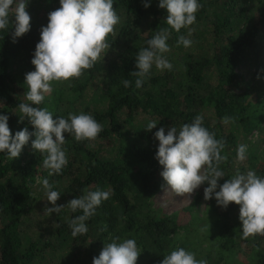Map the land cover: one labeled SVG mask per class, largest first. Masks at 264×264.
Wrapping results in <instances>:
<instances>
[{
	"label": "trees",
	"instance_id": "16d2710c",
	"mask_svg": "<svg viewBox=\"0 0 264 264\" xmlns=\"http://www.w3.org/2000/svg\"><path fill=\"white\" fill-rule=\"evenodd\" d=\"M158 3L152 0L145 9L142 0H114L120 19L106 37L109 48L79 78L52 82V94L32 105L47 108L54 118L91 114L102 125L95 140L77 142L65 133L62 147L68 164L61 174L50 176L44 168L46 154L31 148L34 136L14 160L0 153V264H92L117 238L135 239L141 252L137 264H161L180 247L207 264H264V236L242 239L239 206L230 203L224 209L214 198L206 201L207 183L176 213L166 214L154 205L164 191L162 166L154 158L159 143L154 133L160 127L166 133L172 126L179 130L197 115L225 145L222 155L227 160L219 165L224 172L219 184L249 170L264 177V0H199L196 23L179 33L167 25L166 10ZM59 7V0H29L31 29L16 43L11 18L0 30V114L9 117L13 135L25 127L34 131L18 105L31 103L25 96V74L35 70L31 60L41 27ZM163 28L170 32V51L164 56L173 68L161 71L153 65L137 89V77L130 74L137 70L136 53ZM180 36L192 45L178 46ZM124 80L131 86L124 87ZM226 116L232 121L224 124ZM150 121L157 127L147 131ZM241 144L247 145L244 161L237 159ZM44 178L61 193L57 205L66 206L85 190L110 191V198L86 221V234L71 235L70 221L82 212L67 207L59 214L48 213L46 224H37L31 188ZM38 188L45 192L42 184ZM31 223L46 239L33 241L23 233Z\"/></svg>",
	"mask_w": 264,
	"mask_h": 264
},
{
	"label": "clouds",
	"instance_id": "9594fccd",
	"mask_svg": "<svg viewBox=\"0 0 264 264\" xmlns=\"http://www.w3.org/2000/svg\"><path fill=\"white\" fill-rule=\"evenodd\" d=\"M114 0H59L60 7L48 14V23L40 30V40L36 44L31 64L35 70L25 74L28 90L26 100L31 103L18 105L26 120L33 126L29 132L25 127L13 135L10 131L7 115L0 114V153L10 159L18 158L29 143L31 148L45 155L43 166L49 169V175L61 174L68 164L65 144V133L77 142L95 140L103 131L102 125L91 114L69 113L68 118L55 116L47 108L34 107L40 105L53 92L52 82H65L79 78L84 70L91 69L101 58L105 49L109 48L106 37L114 31L119 23V16L113 8ZM29 0H0V30L13 23L12 42L16 43L31 29L30 15L26 11ZM152 0H142L145 9L151 6ZM14 6V7H13ZM158 7L166 10V23L177 33L196 23V13L202 7L199 0H159ZM192 29L189 28V36ZM170 36L168 28H163L147 40V46L136 53V71L130 74L137 77L135 88L143 86L153 65L156 69L172 70L173 65L165 58L164 53L170 51L167 43ZM190 47L192 41L180 36L177 45ZM107 54V53H106ZM105 54V55H106ZM124 87L131 86V81H122ZM203 116L197 115L191 123L183 124L179 130L172 126L165 131L160 127L154 133L159 142L155 159L162 166L160 176L164 184V192L171 191L175 196L187 197L207 183L204 188V199H215L218 206L227 209L230 203L239 206L241 222V238L264 236V177L254 171L246 174L237 173L223 184L218 181L224 178L219 165L227 160L222 155L223 140L215 138L203 126ZM25 119L20 117V121ZM232 121L231 117H223L222 123ZM157 127V122L150 121L146 130ZM247 145L237 148V159H246ZM202 169H204L202 171ZM46 192L47 201L52 207H46L47 213L59 214L65 207L73 213L78 210L81 215L75 216L69 224L71 235L75 238L88 232L86 221L96 214V209L110 198V191L85 190L84 195L71 199L67 205H57L61 193L52 190L47 178L41 180ZM217 189H219L217 191ZM163 206H166L163 205ZM106 244L98 257H93L92 264H137L141 252L135 239H125ZM161 264H207V260H197L195 254L183 247L177 248L164 256Z\"/></svg>",
	"mask_w": 264,
	"mask_h": 264
},
{
	"label": "rangeland",
	"instance_id": "374dc122",
	"mask_svg": "<svg viewBox=\"0 0 264 264\" xmlns=\"http://www.w3.org/2000/svg\"><path fill=\"white\" fill-rule=\"evenodd\" d=\"M32 1H37L38 0H32ZM40 3V2H39ZM41 4V3H40ZM28 6V4H27ZM27 8V7H26ZM27 11V10H26ZM203 171V169H202ZM39 185H41L40 181H36V183L34 184V186H32L31 190H32V195L35 198V210H34V214L36 217V221L37 224L40 225V222H44V224H46L45 222H47L46 216H47V211L45 210L46 207L50 206V203L47 201V195L46 192H39ZM42 190H44L42 188ZM197 191V190H196ZM196 191L191 195L190 200L187 197H181V196H175V194L171 191L168 192H162L161 194L158 195V197H156L154 199V205L155 206H160L164 212L166 214H173L178 212L179 210H181L184 207H187L188 205L191 204V202L194 199V196L196 194ZM166 206H163L165 205ZM199 211H204L205 209V202H202V204L199 206ZM181 221H184V217H181ZM44 224H41V229H43L45 227ZM34 225V223L32 224H28L23 228V233H26L29 237L32 238V240H36L39 236H45L41 234V230ZM22 233V235H23ZM46 239V236L44 237Z\"/></svg>",
	"mask_w": 264,
	"mask_h": 264
}]
</instances>
